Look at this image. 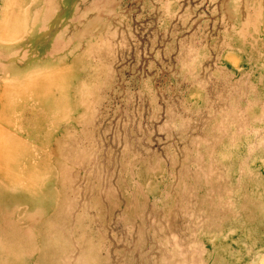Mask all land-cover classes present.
<instances>
[{"label":"rangeland","instance_id":"rangeland-1","mask_svg":"<svg viewBox=\"0 0 264 264\" xmlns=\"http://www.w3.org/2000/svg\"><path fill=\"white\" fill-rule=\"evenodd\" d=\"M0 264H264V0H0Z\"/></svg>","mask_w":264,"mask_h":264}]
</instances>
